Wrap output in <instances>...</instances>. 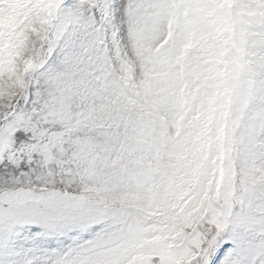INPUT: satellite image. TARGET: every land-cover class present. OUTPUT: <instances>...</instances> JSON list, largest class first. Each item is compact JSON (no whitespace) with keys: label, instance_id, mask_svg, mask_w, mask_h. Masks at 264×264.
I'll return each mask as SVG.
<instances>
[{"label":"snow or ice","instance_id":"obj_1","mask_svg":"<svg viewBox=\"0 0 264 264\" xmlns=\"http://www.w3.org/2000/svg\"><path fill=\"white\" fill-rule=\"evenodd\" d=\"M0 264H264V0H0Z\"/></svg>","mask_w":264,"mask_h":264}]
</instances>
